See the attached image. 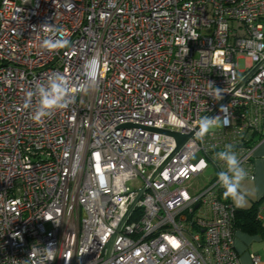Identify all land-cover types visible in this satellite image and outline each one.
<instances>
[{
    "label": "built area",
    "instance_id": "2783aa9c",
    "mask_svg": "<svg viewBox=\"0 0 264 264\" xmlns=\"http://www.w3.org/2000/svg\"><path fill=\"white\" fill-rule=\"evenodd\" d=\"M43 24L63 28L70 47L46 50ZM260 44L264 0H0V264H240L213 157L234 145L254 178L264 52H250ZM94 56L95 88L36 123L28 93L54 73L78 89ZM217 115L201 142L200 120ZM125 123L190 135L149 181L176 143Z\"/></svg>",
    "mask_w": 264,
    "mask_h": 264
},
{
    "label": "clouds",
    "instance_id": "9594fccd",
    "mask_svg": "<svg viewBox=\"0 0 264 264\" xmlns=\"http://www.w3.org/2000/svg\"><path fill=\"white\" fill-rule=\"evenodd\" d=\"M42 29L47 30L50 35L42 41V46L49 51H58L70 47L71 42L65 38L64 29L52 24H43L40 26ZM257 52H264V44H260L250 52V55H256ZM98 60L94 56L86 64L85 75L86 80L80 85L78 89L73 88L71 82L66 76L60 73H54L47 80L46 84L37 83L34 92H29L28 96L38 97V104L35 109L32 119L36 123H43L45 117H50L54 111L66 109L73 102V93L76 91L87 94L91 89L96 86ZM210 85L212 84L209 82ZM223 90L215 88V93L212 95L213 99L222 98ZM225 109L221 107V111ZM223 118L221 115L214 117H204L199 123V132L197 138L203 142L205 136L214 127L221 126ZM214 160H219L223 163V170L217 173L219 186L224 190L223 196L225 199L231 198L234 203L240 207L244 203V195L241 193L240 188L242 182L247 177L246 170L241 166V161L237 152L234 150V145L226 144L224 148L215 153ZM201 167H205L202 163ZM53 247L49 245L46 247L47 256L49 260L54 259L52 255ZM195 256L183 260L181 264H195Z\"/></svg>",
    "mask_w": 264,
    "mask_h": 264
},
{
    "label": "crops",
    "instance_id": "0c3cea01",
    "mask_svg": "<svg viewBox=\"0 0 264 264\" xmlns=\"http://www.w3.org/2000/svg\"><path fill=\"white\" fill-rule=\"evenodd\" d=\"M253 171L254 178L244 180L241 184L240 191L244 195V203L238 207L230 198L231 203L238 208H247L255 200L264 195V141L257 144L253 152ZM264 206V202L262 205ZM264 225V218L260 219ZM234 247L238 254L240 264H254L251 262L250 254L255 253L259 256V262L264 264V236L258 233H250L239 227L235 228Z\"/></svg>",
    "mask_w": 264,
    "mask_h": 264
},
{
    "label": "water",
    "instance_id": "95a60500",
    "mask_svg": "<svg viewBox=\"0 0 264 264\" xmlns=\"http://www.w3.org/2000/svg\"><path fill=\"white\" fill-rule=\"evenodd\" d=\"M259 65V64H258ZM258 65H256L255 67H253L251 69V71L249 73H247L237 84V87L239 85H241L243 82H245L247 80V78L255 71V69L258 67ZM208 117V116H206ZM199 126V125H198ZM197 126V127H198ZM120 128H140V129H145V130H149V131H153V132H158V133H162V134H166L169 135L171 137H173L176 146L175 148L171 151V153L168 155V157L154 170V172L151 174L149 181H151L155 175L160 171V169L167 163V161L175 154V152L181 147V145L185 142V140L189 137L190 134H182L180 132H176L173 130H169V129H158V128H153V127H146V126H142V125H138V124H134V123H125L119 126ZM146 189V184H144L140 189H138L136 192V196L134 198V200L132 201V203L129 205L127 212L125 213L124 217L122 218V220L120 221L119 225L116 228V231L119 229L120 224L123 222V220L126 218L127 214L131 211V209L134 207L135 203L137 202V200L141 197L142 193L145 191ZM116 231L111 235V237L108 239L107 243H106V247H107V256L109 253V250L111 248L113 239L115 237Z\"/></svg>",
    "mask_w": 264,
    "mask_h": 264
},
{
    "label": "trees",
    "instance_id": "16d2710c",
    "mask_svg": "<svg viewBox=\"0 0 264 264\" xmlns=\"http://www.w3.org/2000/svg\"><path fill=\"white\" fill-rule=\"evenodd\" d=\"M264 202V195L255 200L247 208H238L234 206V227L244 229L250 233H258L264 236V225L261 220L256 218V212Z\"/></svg>",
    "mask_w": 264,
    "mask_h": 264
},
{
    "label": "rangeland",
    "instance_id": "374dc122",
    "mask_svg": "<svg viewBox=\"0 0 264 264\" xmlns=\"http://www.w3.org/2000/svg\"><path fill=\"white\" fill-rule=\"evenodd\" d=\"M244 68H245V59L243 57H240L237 59V69L244 70ZM203 182H204V177H198L194 180L193 186L200 187L202 186Z\"/></svg>",
    "mask_w": 264,
    "mask_h": 264
}]
</instances>
